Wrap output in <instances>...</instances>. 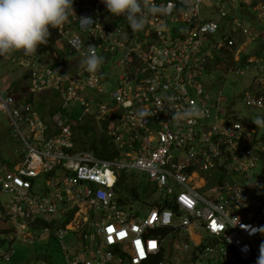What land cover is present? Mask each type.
<instances>
[{"label":"built area","instance_id":"2783aa9c","mask_svg":"<svg viewBox=\"0 0 264 264\" xmlns=\"http://www.w3.org/2000/svg\"><path fill=\"white\" fill-rule=\"evenodd\" d=\"M153 2L170 11L150 14ZM141 5L144 27L134 31L102 0H72L73 11L55 27V44L68 47L64 63H56L55 52L50 56L54 63L38 58L45 52L37 49L3 54L26 67L27 75L0 89V109L23 150L13 165L0 160V221L27 239H32L30 228H41L40 234L51 228L36 222L60 224L55 234L66 254L64 264L257 259L264 242V182L251 175L264 163V127L238 120L234 109L225 110L223 96L209 94L203 75L223 50L231 60L245 63L238 71L252 64L257 87L245 92L244 100L264 109V64L243 52L258 27L240 16L251 15L260 24L264 0H141ZM244 6L245 13L235 11ZM80 16L94 20L83 25ZM89 51L103 57L93 73L81 63ZM115 54L113 81L103 65ZM70 57L75 61L65 64ZM45 91L60 102L47 118L34 103ZM69 101L81 107L79 120L69 119ZM192 104L202 114L178 118ZM85 117L111 143L114 156L76 147L73 125ZM130 168L144 171L158 190L156 198L146 197L150 208L142 216L119 201L121 170ZM37 179L43 180L41 188ZM70 212L68 223L84 241L73 255L62 240ZM13 251L10 244L4 259Z\"/></svg>","mask_w":264,"mask_h":264},{"label":"rangeland","instance_id":"374dc122","mask_svg":"<svg viewBox=\"0 0 264 264\" xmlns=\"http://www.w3.org/2000/svg\"><path fill=\"white\" fill-rule=\"evenodd\" d=\"M235 11L240 12V8H235ZM120 22L125 24L127 22L126 18L121 15L118 16ZM122 20V21H121ZM254 23V21H253ZM174 25H182L181 23L174 22ZM260 26L256 30V37L253 41L249 42L248 47L243 52L245 57L248 55H254L259 57L260 64H264V20L260 19ZM255 30V29H254ZM223 33L218 32L217 37L221 38ZM55 46L57 47L52 54L55 52L58 54V49H63L64 51L68 47L57 41ZM23 50L14 49L8 55H18L22 54ZM220 56H224V59L220 64L213 66L211 70L203 75V80L208 83V92L213 98H217L219 94L223 96L221 102L222 107L225 110L234 109L235 114L238 120H243L245 122H254L258 121V117H264V109L261 107L247 105L244 100L245 92L253 90L257 87L254 84V80L257 78V69L250 65V69L244 71H238V67L245 66V63L239 64L231 60L229 53L223 51L219 52ZM229 55V56H228ZM46 59L51 63H54V60L50 58L47 52L38 55V58ZM55 61L57 64L60 62L57 61V57L54 55ZM118 59V54H115L111 59L103 65L105 71L109 72L114 81L117 76L118 67L116 65V60ZM75 61L73 57H70L65 64L70 65ZM27 75V68L14 64L11 61L5 59L3 54H0V89H5L10 83L15 86L17 81V76ZM24 81V79L22 80ZM25 82L21 83V86H24ZM45 103V110L49 108H58L60 105L59 99L55 96L52 97V93L45 91L35 96L34 103L37 105V102ZM39 109V108H38ZM68 110L71 114L69 119L79 120V114L82 109L76 101H69ZM40 111V109H39ZM41 112V111H40ZM48 116L46 115V118ZM87 121L94 124V121L91 120V117H85ZM82 121V120H81ZM263 127H264V123ZM96 133L100 132L99 128L95 124ZM23 152L21 141L12 135V131L9 125V121L6 117L5 111L0 109V160L7 165H13L20 159V154ZM264 162V159L261 160ZM255 172L253 176L256 179L264 182V163L261 165H256L254 168ZM122 178L120 185L126 193H129L131 187H135L136 190L143 198L148 196L156 198L158 195V190H154L153 184L149 181L147 175L144 171L138 170L135 168H130L127 171L121 170ZM236 179H240L239 175L235 176ZM232 179V178H229ZM37 186H43V180L37 179ZM154 190V191H153ZM125 194V192H124ZM127 206H131V210L139 215H143L150 206L147 202L141 201L140 199H133L132 201H126ZM0 226H7V231H0V253H3L9 248V245H12L13 254L9 260L4 259V254L0 255V264H64L66 261V254L62 248V243L60 238L55 234L56 228H51L49 232L40 234L41 228L34 229L30 228L28 231L32 234V239H27V237H20L15 235L14 230L9 229V224H4L0 221ZM75 226L72 223L67 224L65 229V234L62 238L63 242L68 245L71 243L75 237L78 235L75 229L72 227ZM5 230V229H4ZM79 232V230H78ZM69 246V245H68ZM119 264V263H118ZM125 264V263H123ZM237 264H256V258L253 260L242 262L239 261Z\"/></svg>","mask_w":264,"mask_h":264},{"label":"clouds","instance_id":"9594fccd","mask_svg":"<svg viewBox=\"0 0 264 264\" xmlns=\"http://www.w3.org/2000/svg\"><path fill=\"white\" fill-rule=\"evenodd\" d=\"M109 13L123 15L132 30H141L145 23V14L141 0H102ZM73 11L72 0H0V54H6L14 49L23 50L25 54L36 51L37 46L47 43L50 28L61 26ZM170 9L153 2L150 14L167 13ZM83 25L93 22L90 16L78 17ZM91 45L89 48L91 49ZM103 57L89 51L81 61L85 70L96 72ZM202 114L196 104H192L177 114L178 118L195 119ZM264 123V117L257 118ZM256 123V121H254ZM256 264H264V242L259 246Z\"/></svg>","mask_w":264,"mask_h":264},{"label":"trees","instance_id":"16d2710c","mask_svg":"<svg viewBox=\"0 0 264 264\" xmlns=\"http://www.w3.org/2000/svg\"><path fill=\"white\" fill-rule=\"evenodd\" d=\"M247 9H248V7L244 6L243 8H241V11L237 12V13H242V12L245 13L244 11ZM240 16L245 17L250 22L254 21L253 24L255 26L256 25H257V27L260 26L253 19V17L251 15L242 14ZM57 37L58 36H57L56 28H50V36L48 37L47 43L38 45L37 51L40 53L41 52H47L48 55L51 56L52 52L57 48L55 46V41H56ZM223 51L226 52V50H223ZM57 52H58L57 60L60 61L61 63H64L68 49L65 51L63 49L62 50L58 49ZM223 59H224V56L216 55L215 58L213 59V62L210 65H208V67L211 68L213 66L220 64ZM37 105H38V108L40 109L43 116H45V115L49 116L50 114L53 113V111H55V108H53V109L49 108L48 110H45L44 109L45 103L42 101L37 102ZM94 126H95L94 124L90 123L89 120L87 121L86 119H83L82 121H77V123L73 125V136H74V141H75L76 147L77 148L90 149L99 157L114 156L116 154V151L110 148L111 143L108 142V140L106 139V137L102 133H100V132L96 133V129ZM124 192H125V194H124ZM117 193L119 194V201H121V203H124L126 206H127L126 201H129V200L132 201L133 199H140L141 201L147 202V198H143V196L138 193V191L136 190L135 187H131L129 190V193H126V191L123 189L122 185H120V187L117 188ZM166 207H168V205L163 206L162 208H166ZM128 208L132 209L131 206H129ZM72 215H73V212H70L68 218L63 222V224H65V223L67 224L68 221L71 219ZM35 224L36 225H49V226H51V228H56L58 225H60V224H52V223H48V222H36ZM9 229H12V228H9ZM12 230H14V229H12ZM49 230H48V232H49ZM0 231H7V229L4 230L3 228H0ZM74 231H76L78 233V235L75 237V239L71 243L68 244L69 245L68 250L70 251L69 253L71 255H73L80 248H82V246L84 244V241L80 235V232H78V230H74ZM5 251L3 253H0V255L4 254ZM156 261H157V258H156V260L154 259L152 261V263L156 262Z\"/></svg>","mask_w":264,"mask_h":264},{"label":"snow or ice","instance_id":"6c2138e0","mask_svg":"<svg viewBox=\"0 0 264 264\" xmlns=\"http://www.w3.org/2000/svg\"><path fill=\"white\" fill-rule=\"evenodd\" d=\"M137 243H139V242H137ZM154 243V242H153ZM140 252H141V255H143V249H140Z\"/></svg>","mask_w":264,"mask_h":264},{"label":"crops","instance_id":"0c3cea01","mask_svg":"<svg viewBox=\"0 0 264 264\" xmlns=\"http://www.w3.org/2000/svg\"><path fill=\"white\" fill-rule=\"evenodd\" d=\"M56 109V108H55ZM46 116V115H45ZM48 116V115H47Z\"/></svg>","mask_w":264,"mask_h":264},{"label":"bare ground","instance_id":"6f19581e","mask_svg":"<svg viewBox=\"0 0 264 264\" xmlns=\"http://www.w3.org/2000/svg\"><path fill=\"white\" fill-rule=\"evenodd\" d=\"M73 224V223H72Z\"/></svg>","mask_w":264,"mask_h":264}]
</instances>
